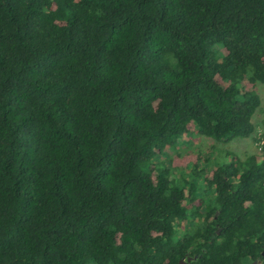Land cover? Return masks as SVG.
I'll list each match as a JSON object with an SVG mask.
<instances>
[{
	"label": "trees",
	"instance_id": "1",
	"mask_svg": "<svg viewBox=\"0 0 264 264\" xmlns=\"http://www.w3.org/2000/svg\"><path fill=\"white\" fill-rule=\"evenodd\" d=\"M257 82L264 0H0V264H264V132L178 151Z\"/></svg>",
	"mask_w": 264,
	"mask_h": 264
},
{
	"label": "rangeland",
	"instance_id": "2",
	"mask_svg": "<svg viewBox=\"0 0 264 264\" xmlns=\"http://www.w3.org/2000/svg\"><path fill=\"white\" fill-rule=\"evenodd\" d=\"M254 91L259 97L260 105L254 115L251 117V122L254 125V133H252L249 138H237L231 140L226 144H222L217 143L211 138L192 134L190 136L182 137V140L178 145L181 146L182 144L183 148H179L178 151H182V154H185L187 151L192 152L191 154L194 155V157H202L204 153L206 154V157H209L207 155L212 156L210 152H213L216 153L215 156L217 157V159H220V163H228L230 161V157L226 156L224 151L235 154L241 159H244L246 156L256 153L257 151L253 138L258 134V132H264V84L257 82L255 84ZM188 140V143H183ZM169 156L171 155L169 154ZM209 158L210 160L208 162H211V157ZM163 160L166 161V158ZM201 162L202 159H200V163ZM212 164L214 165V160L212 161ZM202 189L200 191H202Z\"/></svg>",
	"mask_w": 264,
	"mask_h": 264
},
{
	"label": "built area",
	"instance_id": "3",
	"mask_svg": "<svg viewBox=\"0 0 264 264\" xmlns=\"http://www.w3.org/2000/svg\"><path fill=\"white\" fill-rule=\"evenodd\" d=\"M260 144H261V145L264 144V141H261Z\"/></svg>",
	"mask_w": 264,
	"mask_h": 264
},
{
	"label": "water",
	"instance_id": "4",
	"mask_svg": "<svg viewBox=\"0 0 264 264\" xmlns=\"http://www.w3.org/2000/svg\"><path fill=\"white\" fill-rule=\"evenodd\" d=\"M182 264V263H181Z\"/></svg>",
	"mask_w": 264,
	"mask_h": 264
}]
</instances>
